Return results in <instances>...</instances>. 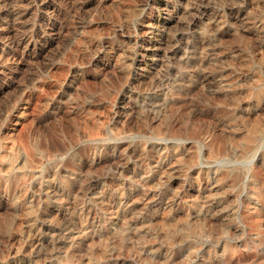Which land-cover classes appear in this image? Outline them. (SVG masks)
<instances>
[{"label":"rangeland","instance_id":"374dc122","mask_svg":"<svg viewBox=\"0 0 264 264\" xmlns=\"http://www.w3.org/2000/svg\"><path fill=\"white\" fill-rule=\"evenodd\" d=\"M263 102L264 0H0V264H264Z\"/></svg>","mask_w":264,"mask_h":264},{"label":"bare ground","instance_id":"6f19581e","mask_svg":"<svg viewBox=\"0 0 264 264\" xmlns=\"http://www.w3.org/2000/svg\"><path fill=\"white\" fill-rule=\"evenodd\" d=\"M168 1V0H167ZM8 2V1H7ZM164 2V1H163ZM158 4V3H157ZM156 4V5H157ZM160 4V3H159ZM168 4V3H167ZM176 4V3H175ZM19 5V4H18ZM157 7V6H156ZM160 9V11H162L163 15H166L165 12H170V10L168 9V6L165 5V3H161L160 6L158 7ZM173 11V10H171ZM158 12V11H157ZM161 13V12H160ZM176 13V12H175ZM172 15V14H171ZM171 15L167 18H163L162 16L160 17V20H158V24L160 27H164V29L166 28V22L170 21ZM244 21V20H242ZM179 23V22H178ZM172 25V24H171ZM148 26V25H147ZM156 26V25H155ZM154 28V27H151ZM155 30V29H154ZM168 30V29H167ZM164 31V30H163ZM151 45V44H150ZM155 46V45H154ZM146 47V46H145ZM166 47V46H165ZM147 48V47H146ZM48 63V62H47ZM211 87V86H210ZM262 101V100H261ZM264 103V102H263ZM249 139V138H248ZM10 163V162H9ZM3 166V165H2ZM11 166V164H10ZM7 167V166H6ZM9 169V168H8ZM7 170V169H6ZM13 170V168H12ZM10 171V170H7ZM10 173V172H9ZM7 174V173H6ZM169 177V176H168ZM260 182V184H259ZM252 196L255 198V201L258 202V207H257V213L261 210L264 209V176L262 177L260 172L255 173V175H253V182H252ZM256 205V204H255ZM256 209V207H255Z\"/></svg>","mask_w":264,"mask_h":264}]
</instances>
